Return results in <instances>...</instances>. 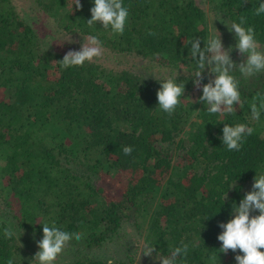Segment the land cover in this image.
<instances>
[{"label":"trees","instance_id":"obj_1","mask_svg":"<svg viewBox=\"0 0 264 264\" xmlns=\"http://www.w3.org/2000/svg\"><path fill=\"white\" fill-rule=\"evenodd\" d=\"M206 1L207 11L196 0H123L125 29L113 34L99 22L86 24L92 0H80L79 10L73 0H0V202L7 213L0 216V264H28L16 255L15 235L4 238L5 227L39 241L45 223L81 233L68 242L80 250L112 243L113 264H158L181 241L189 248L178 264H236L242 253L220 252L218 224L264 171V111L255 122L249 108L264 96V71L252 77L234 71L244 105L210 114L195 102L202 91L192 95L196 62L188 41L200 37L201 47L207 41V12L226 22L244 16L264 50V14L254 12L262 0ZM23 5L65 31L97 36L112 62L61 68L57 61L66 53L43 46ZM230 33V55L241 60ZM177 74L184 96L169 115L156 92L161 79ZM203 76L207 83V69ZM225 123L255 129L239 151L222 144ZM124 146L132 147L130 155ZM173 151L182 157L174 159ZM126 227L139 237L127 238ZM145 241L154 245L153 256L142 254ZM108 260L80 251L54 264Z\"/></svg>","mask_w":264,"mask_h":264},{"label":"clouds","instance_id":"obj_2","mask_svg":"<svg viewBox=\"0 0 264 264\" xmlns=\"http://www.w3.org/2000/svg\"><path fill=\"white\" fill-rule=\"evenodd\" d=\"M92 2L91 18L86 21V24L93 27L99 22L103 29L110 28L113 34H123L128 18V8L123 0H92ZM73 5L77 10L82 7L80 0H73ZM254 12L255 15L264 14V0L259 3ZM213 20H220L230 32L234 33L236 40L234 47L242 59L239 63L231 59L230 53L233 48L230 46L226 49L223 46L220 33L216 28H214L215 33L211 34L207 41H203V47H201L200 37L190 39L188 41L190 54L196 62V70L191 76L193 86L202 91V95L195 102L207 105L206 110L210 114H233L236 111L234 105H239L241 108L245 101L241 98L239 81L232 73L238 71L244 77H252L264 71V50L256 39L254 27H245L244 16H240L238 22H226L221 17ZM101 55V41L97 36L91 35L87 37L86 43L81 44L79 50H69L62 60L57 62L61 68L67 69L83 66L86 61L91 62ZM205 69L210 78L207 83H202ZM177 76L178 74L161 79L160 87L156 92L159 109L169 115L175 111L180 104V98L184 96V84L177 83ZM249 108L251 120L259 122L261 112L264 111V96L258 94V102L254 99L249 104ZM254 131L253 127L245 123L235 125L225 123L220 139L227 150L239 151L244 138L252 135ZM132 150L131 146L123 147L125 155H130ZM224 199H226V193ZM256 212L258 215L253 214ZM218 227L222 229L217 236V240L221 242L220 252L227 254L229 250L234 253L239 250L242 254L235 255L236 264H264V171L255 174L251 190L244 194L238 206L233 202L230 218L227 222L219 223ZM3 235L5 239H11L16 233L9 226L3 229ZM73 238L79 241L82 239V234L63 231L54 224H43L42 239L36 242L39 250L29 264H54L58 255ZM188 248L189 245L181 241L180 246L174 247L170 255H160L156 260L158 264H178V258L186 259ZM154 252H156L154 245L145 241L142 254L153 256ZM6 264H14L13 259H8ZM107 264H113V261L109 259Z\"/></svg>","mask_w":264,"mask_h":264},{"label":"rangeland","instance_id":"obj_3","mask_svg":"<svg viewBox=\"0 0 264 264\" xmlns=\"http://www.w3.org/2000/svg\"><path fill=\"white\" fill-rule=\"evenodd\" d=\"M199 4L203 5L205 7V10L207 11V1L206 0H196ZM21 13L24 19L29 22L32 27L37 32L38 36L41 39V42L43 46L47 49L57 50L64 53H67L69 50H79L81 47V44H84L87 42V35H82L77 32H68L65 31L63 28L58 27L54 21H52L49 16H46L45 14H37L35 11L31 10L26 5L21 6ZM214 18H217L213 15H211L209 12H207V20H208V27L210 30V35L215 33V29L220 33L221 41L223 46L227 49L229 48V36L230 31L227 29V27L220 22V20H213ZM218 24H221L223 26L222 29L218 28ZM236 53L238 51L236 50ZM231 57V55H230ZM231 59L239 63L241 60L239 57L234 58L231 57ZM93 60H96L97 62H103L105 64L112 62V60L109 61L107 58V53L103 51L102 48V55L98 58H94ZM199 92V89H195L192 91V95L195 98L197 93ZM173 158L178 159V157H182L181 151L172 152ZM180 155V156H179ZM8 212V211H7ZM258 215V213H256ZM0 216L7 218L6 208L3 205L2 202H0ZM10 224L12 225L13 221L11 219ZM14 232L16 233V243H17V252L16 255L19 259L29 264L31 259L34 257L35 253L39 250L37 247L36 242L38 241L35 239L32 235L27 234L24 230H20L17 228H13ZM126 234L127 238H134L137 239V236L129 227H126ZM20 235V236H19ZM17 236H19V239L17 241ZM19 242V243H18ZM22 247H20V245ZM77 245H70L69 243L65 246L63 252L58 255L56 261L57 262H64L67 263L73 258L78 255V253L81 252H87L90 254L98 255L99 257H104L106 259L115 258L118 255V251L115 250V246L110 243L106 245L104 248L106 249H98V250H87V249H78L76 248Z\"/></svg>","mask_w":264,"mask_h":264}]
</instances>
